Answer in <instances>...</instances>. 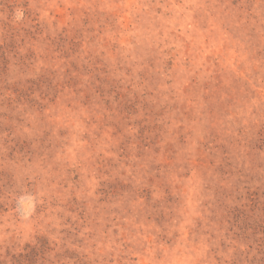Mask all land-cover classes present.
<instances>
[{
  "label": "rangeland",
  "instance_id": "374dc122",
  "mask_svg": "<svg viewBox=\"0 0 264 264\" xmlns=\"http://www.w3.org/2000/svg\"><path fill=\"white\" fill-rule=\"evenodd\" d=\"M0 264H264V0H0Z\"/></svg>",
  "mask_w": 264,
  "mask_h": 264
}]
</instances>
